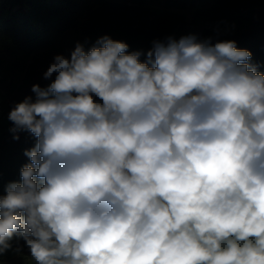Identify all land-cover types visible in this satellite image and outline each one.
Instances as JSON below:
<instances>
[{
	"label": "clouds",
	"instance_id": "1",
	"mask_svg": "<svg viewBox=\"0 0 264 264\" xmlns=\"http://www.w3.org/2000/svg\"><path fill=\"white\" fill-rule=\"evenodd\" d=\"M128 48L77 43L9 112L35 144L0 195V255L19 237L35 264H264L252 53L194 34Z\"/></svg>",
	"mask_w": 264,
	"mask_h": 264
},
{
	"label": "trees",
	"instance_id": "2",
	"mask_svg": "<svg viewBox=\"0 0 264 264\" xmlns=\"http://www.w3.org/2000/svg\"><path fill=\"white\" fill-rule=\"evenodd\" d=\"M154 3L164 11L153 15ZM187 7L190 18L173 10ZM190 34L234 40L264 73V0H0V195L20 182L21 168L30 163L25 151L35 144L30 132L10 131L9 112L35 98L34 84L46 88L52 82L55 74L45 79L44 73L56 55L70 58L77 43L87 51L105 35L127 43L129 52L146 53L154 40ZM10 244L0 262L29 250L19 237Z\"/></svg>",
	"mask_w": 264,
	"mask_h": 264
},
{
	"label": "rangeland",
	"instance_id": "3",
	"mask_svg": "<svg viewBox=\"0 0 264 264\" xmlns=\"http://www.w3.org/2000/svg\"><path fill=\"white\" fill-rule=\"evenodd\" d=\"M153 15L160 14L164 11L161 3H154L151 5ZM175 13H184L187 18H190L191 8L185 9H173ZM0 264H35V261L31 257L30 250L25 251L21 255L13 259H4Z\"/></svg>",
	"mask_w": 264,
	"mask_h": 264
},
{
	"label": "built area",
	"instance_id": "4",
	"mask_svg": "<svg viewBox=\"0 0 264 264\" xmlns=\"http://www.w3.org/2000/svg\"><path fill=\"white\" fill-rule=\"evenodd\" d=\"M13 127V124L11 125V128Z\"/></svg>",
	"mask_w": 264,
	"mask_h": 264
}]
</instances>
